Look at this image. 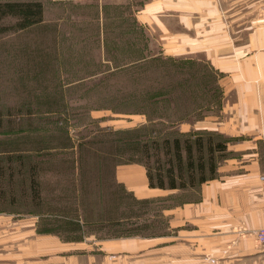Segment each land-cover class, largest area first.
<instances>
[{
  "label": "rangeland",
  "instance_id": "obj_1",
  "mask_svg": "<svg viewBox=\"0 0 264 264\" xmlns=\"http://www.w3.org/2000/svg\"><path fill=\"white\" fill-rule=\"evenodd\" d=\"M128 6L104 9L108 46L90 35L97 4L50 1L26 27L0 17V264H264L256 229L236 223L222 240L218 223L168 213L198 198L197 182L143 197L115 179L129 158L165 173L175 138L195 148L202 135L205 157L227 140L197 128L220 114L222 73L203 52L163 51L158 33L122 15ZM245 239L257 254L229 258Z\"/></svg>",
  "mask_w": 264,
  "mask_h": 264
},
{
  "label": "crops",
  "instance_id": "obj_2",
  "mask_svg": "<svg viewBox=\"0 0 264 264\" xmlns=\"http://www.w3.org/2000/svg\"><path fill=\"white\" fill-rule=\"evenodd\" d=\"M66 3L72 0H34ZM75 3L97 4L99 31L90 35L110 36L104 27L110 5H129L130 15L138 30L143 26L158 33L161 49L169 54L205 53L213 67L222 73L219 83L224 94L220 114H212L211 122L203 118L198 130L211 131L215 170L206 172L199 184L198 198L167 211L188 215L195 212L201 228L210 223L223 226L220 239L234 235L232 227L241 223L250 229L262 224L264 206V0H73ZM45 11V8H44ZM45 15V12H44ZM202 140V135H198ZM219 145H221L219 147ZM219 152L226 153L220 161ZM115 179L138 196L153 197L166 188L150 186L146 167L140 162L119 163ZM169 188L171 191L177 189ZM180 209V210H178ZM202 217V218H201ZM232 230V231H231ZM223 243H225L223 241ZM233 246L235 256L257 254L249 239ZM232 251V249H231ZM231 254V255H230ZM218 258H227L218 255Z\"/></svg>",
  "mask_w": 264,
  "mask_h": 264
},
{
  "label": "trees",
  "instance_id": "obj_3",
  "mask_svg": "<svg viewBox=\"0 0 264 264\" xmlns=\"http://www.w3.org/2000/svg\"><path fill=\"white\" fill-rule=\"evenodd\" d=\"M3 14H10L18 18L19 26H29L31 24H36L42 20L43 7L42 4L34 0H16L8 3L0 4V17ZM196 147L194 148L193 143L190 140L185 141L186 155L182 153V148H184L182 141L179 138L174 139L173 149L175 159L170 161L171 166L168 167L164 173L161 166L153 168L148 161L143 162L146 167L147 175L149 178V185L154 187L158 186L161 188H176V187H186L192 186L196 182H203L207 179L206 172L209 171L210 175H213L215 170V163L213 158V147L208 146V156L205 157V152H203V143L200 138L195 139ZM167 143L169 141H166ZM131 143V142H129ZM128 143V144H129ZM134 146L131 148L134 151H141L145 155H148L149 144L136 142L132 143ZM155 145V144H154ZM169 146V145H168ZM166 147L168 152L170 149ZM221 145H219L220 147ZM158 147V145H156ZM171 147V146H170ZM193 148L197 150V155L194 157ZM221 148V147H220ZM130 149V150H131ZM125 151V150H124ZM122 152V151H121ZM126 152V151H125ZM123 154H126L122 152ZM141 161V159L129 158L127 162ZM142 162V161H141ZM103 163L101 162L99 168H103ZM35 166L31 165V171L34 174ZM165 174V175H164ZM34 176V175H33ZM167 178V182L165 180ZM32 192L34 195L39 193L38 183L33 179ZM123 189L125 188L121 185ZM71 225H75V228L81 229V225L78 221H70Z\"/></svg>",
  "mask_w": 264,
  "mask_h": 264
},
{
  "label": "built area",
  "instance_id": "obj_4",
  "mask_svg": "<svg viewBox=\"0 0 264 264\" xmlns=\"http://www.w3.org/2000/svg\"><path fill=\"white\" fill-rule=\"evenodd\" d=\"M261 179L264 180V174L261 176ZM261 211L262 214V224L261 226L254 231L255 239L259 246L264 249V206Z\"/></svg>",
  "mask_w": 264,
  "mask_h": 264
}]
</instances>
